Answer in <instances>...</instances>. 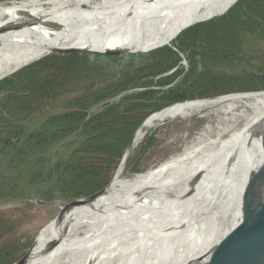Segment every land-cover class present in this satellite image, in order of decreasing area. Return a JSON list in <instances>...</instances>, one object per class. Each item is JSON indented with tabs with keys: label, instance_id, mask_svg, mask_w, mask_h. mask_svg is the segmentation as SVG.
Instances as JSON below:
<instances>
[{
	"label": "bare ground",
	"instance_id": "obj_1",
	"mask_svg": "<svg viewBox=\"0 0 264 264\" xmlns=\"http://www.w3.org/2000/svg\"><path fill=\"white\" fill-rule=\"evenodd\" d=\"M233 1L0 0V30L41 17L67 27L52 37L55 25L40 46L0 56V72L59 49L82 30L165 33ZM151 129L159 130L162 158L125 174L129 153ZM124 158L112 187L93 204L68 207L64 225L18 264H222L245 252L255 228L246 185L264 163V90L180 103L151 118Z\"/></svg>",
	"mask_w": 264,
	"mask_h": 264
},
{
	"label": "rangeland",
	"instance_id": "obj_2",
	"mask_svg": "<svg viewBox=\"0 0 264 264\" xmlns=\"http://www.w3.org/2000/svg\"><path fill=\"white\" fill-rule=\"evenodd\" d=\"M236 1L242 0H235L212 14L170 26L165 33L130 34L112 30L97 33L82 30L78 37L59 49L51 53L47 50L45 56L19 69L0 72V252H3L0 264H18L34 253L55 228L64 225L69 217L68 207L76 202L86 205L95 203L112 187L138 131L158 114L191 101L161 106L163 92L187 87L200 76L206 79L214 77L219 81L214 83V87L207 84L208 92L192 100H211L261 91L243 88H260L256 78L264 74V11L259 15H249L241 8L234 12L241 13L238 18L241 24L230 28L236 32L229 39L235 45L234 55L222 54L221 46L225 43L222 44L221 36L195 41L183 39L184 32L193 27L232 21L226 15L236 6L238 2L233 5ZM262 6L264 9V0ZM12 14L23 13L14 11ZM0 16L5 17L3 12ZM55 25L58 29L52 37L62 34L61 27L65 26L47 17L27 24L8 25L0 30V56L40 46L51 35L48 34ZM24 34L27 36L25 39L14 43ZM13 44L16 46L8 51ZM74 57L78 58L77 74L64 81L67 73L65 66ZM23 72H28L27 78L20 77ZM227 78L230 83L225 82ZM243 78L249 82L240 84ZM166 80L170 82L160 85ZM147 91L152 92V102L135 99ZM11 95L28 96L21 105H28L26 112H16L11 108L8 103ZM138 104L148 105L136 108ZM110 107L117 108L116 112L121 113L132 109L130 114L142 118L141 124L121 158L110 163L108 157L103 156L106 161L98 163L100 172L87 178L81 185L83 187H77V192L60 190L55 185L57 171L49 173L48 170L56 164L64 168L93 162L91 158L95 156L83 152V144L89 137L85 136L83 123L72 133L57 138L44 152L22 148L27 136L40 129L43 119L77 111L85 112L87 121ZM202 123L194 121L196 126L190 128V132ZM166 127L172 128L173 122ZM159 134V130H149L139 145L131 150L125 174L133 176L151 163L159 162L162 158ZM18 152H21L20 160L11 161V157Z\"/></svg>",
	"mask_w": 264,
	"mask_h": 264
},
{
	"label": "trees",
	"instance_id": "obj_3",
	"mask_svg": "<svg viewBox=\"0 0 264 264\" xmlns=\"http://www.w3.org/2000/svg\"><path fill=\"white\" fill-rule=\"evenodd\" d=\"M262 3L263 0L236 1L233 4H236V6L233 9H230L229 13L226 15V17L232 19V21L222 24H202L193 27L194 29L191 28L192 30L189 29L190 31L187 30L184 32L183 39L184 41H195L221 36V42L223 41L222 44L225 43L221 46L222 54L234 55L235 45L229 41V39H231L230 37L232 34H235L236 32H233V29L230 30V28L233 26L235 27L236 24H241L238 20L241 13L239 12L237 14L236 12L234 14V12L241 8L249 15H257L258 13H262L264 11ZM149 34H151V32ZM167 55L168 54L165 56ZM77 63L78 58L74 57L65 66L67 73H65L66 75L64 76V81L70 79L72 76H76L77 69H79L77 67ZM71 66L73 67L72 69H70ZM20 77L22 79L27 78L28 72L21 73ZM256 80L260 83V88L248 87L243 89L248 91L260 89L264 90V79H262V77H257ZM218 81L219 80L214 77L206 79L205 76H200V78L196 79L187 87H176L174 89L167 90L162 94L161 99L163 100V104L161 106L192 100L195 97L201 98L208 92L206 90V87L208 86L207 84H211L212 87H214V83H217ZM169 82L170 80H166L164 82H160V85H166ZM225 82L230 83L229 78L225 79ZM248 82L249 80L247 78H243L240 84L243 85ZM39 90L41 89L39 88ZM187 92L191 93L187 94ZM39 94L40 93L36 95ZM141 98L147 103L152 102V92L147 91L146 93L135 97L137 100H140ZM27 99L28 96L11 95L9 96L8 103L14 111L26 112L28 105H21H23L25 103L23 101ZM146 105L148 104H138L136 105V108H142ZM116 109L117 108L115 107H110L103 112H99L98 114L92 116L87 121H85V118L87 117L85 112L77 111L43 119V121H41L40 129L35 133L31 132L27 136L25 144L22 148L25 151L36 150L44 152L51 148L52 143H54L57 138L65 137L67 134L72 133L76 130L77 126L83 123V129L86 130L85 136H89L87 141L83 144V152L95 156L91 158L93 159V162L84 165L79 164L78 167L68 165L64 168H61L59 164H56L53 168H51V170H48L49 173H53L55 170L57 171L58 176L55 181V185L59 186L60 190L69 189L77 192V187L81 186L87 178L100 172V166L98 163H104L106 161L103 156H107L110 163L111 161H118L121 158L123 150L129 143L133 133L141 124L142 118H136L133 114H130V111H133L132 109L124 113L116 112ZM20 153L21 152H18L13 155L11 157V161L20 160ZM2 253L3 252H0V260L3 259Z\"/></svg>",
	"mask_w": 264,
	"mask_h": 264
},
{
	"label": "water",
	"instance_id": "obj_4",
	"mask_svg": "<svg viewBox=\"0 0 264 264\" xmlns=\"http://www.w3.org/2000/svg\"><path fill=\"white\" fill-rule=\"evenodd\" d=\"M26 37L24 34L16 39L14 43L18 44ZM14 45L10 46L8 51H11L16 46ZM261 77L264 79V74ZM260 90L263 91V89ZM246 190L252 202L255 215V228L250 246L242 254L233 255L222 264H264V163L258 166L250 175ZM235 245L231 246L232 249H234Z\"/></svg>",
	"mask_w": 264,
	"mask_h": 264
}]
</instances>
